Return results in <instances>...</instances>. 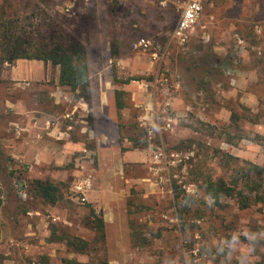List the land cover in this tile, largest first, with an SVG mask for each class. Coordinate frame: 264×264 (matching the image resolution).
<instances>
[{
	"label": "rangeland",
	"instance_id": "1",
	"mask_svg": "<svg viewBox=\"0 0 264 264\" xmlns=\"http://www.w3.org/2000/svg\"><path fill=\"white\" fill-rule=\"evenodd\" d=\"M199 1L201 16L182 40L176 32L189 0H0L1 36L8 29L35 42L61 25L84 43L94 92L125 93L119 141L132 144L122 150L149 158L124 168L121 160L98 164L90 146L88 160L60 150L44 165L26 164L0 144V264H264V202L239 209L223 199L218 208L201 187L224 175L222 155L264 168V0ZM141 40L148 48L135 47ZM37 92L1 79L0 143L17 130L11 104ZM86 175L94 183L80 204L70 188ZM122 176L148 181L125 184ZM20 178L26 201L13 190ZM35 180L56 184L62 200L50 206L39 199ZM121 184L117 206L127 212L128 231H108L102 242L93 229L95 218L104 219L98 195ZM185 201L187 208L179 206ZM53 231L88 242V252L50 242Z\"/></svg>",
	"mask_w": 264,
	"mask_h": 264
},
{
	"label": "crops",
	"instance_id": "2",
	"mask_svg": "<svg viewBox=\"0 0 264 264\" xmlns=\"http://www.w3.org/2000/svg\"><path fill=\"white\" fill-rule=\"evenodd\" d=\"M52 69L50 64L41 61L18 60L8 72L2 73L3 80L23 82L25 87L31 86L39 91L32 94L30 96L32 98L28 101L18 99L17 104H11L13 118L17 121H10L9 124L17 127V130L13 131L14 139L12 136H4L1 137L0 143L3 147H8V153L13 154L23 163L35 161V164L41 165L48 161V157L55 159L61 156L60 150H63L65 156L71 160H88L90 152L87 148L92 146L98 164H101V160H108L107 164L111 162L110 160H121L119 165L124 168L129 165L127 163H144L145 160H149L144 151L122 150L131 146L132 140L124 139L122 143L119 141L121 118L115 108L114 93L94 92L90 76L89 97L86 101L77 99L68 88L58 85V68L53 69L55 74L53 79L49 80V72ZM46 87L47 92H40L41 88ZM108 96L109 104L105 99ZM108 107L111 108L110 114H107ZM74 112L77 114L74 115ZM71 117L75 122L71 123L67 120ZM73 127L76 128L74 132L71 130ZM47 149L50 152L54 151L56 156L44 153ZM74 151H77V156L74 155ZM98 174L101 176L102 173ZM121 179L125 184L148 181L133 176L132 178L122 176ZM120 188V191L112 188V191H109L107 188L105 192L107 195H98L99 205L104 212L106 240L109 239L108 231L125 230V233L128 231L127 212L117 206L125 198L123 184ZM102 196L106 198L102 199ZM123 213L125 220L122 223Z\"/></svg>",
	"mask_w": 264,
	"mask_h": 264
},
{
	"label": "trees",
	"instance_id": "3",
	"mask_svg": "<svg viewBox=\"0 0 264 264\" xmlns=\"http://www.w3.org/2000/svg\"><path fill=\"white\" fill-rule=\"evenodd\" d=\"M3 36V37H2ZM0 35V81L4 64L12 66L18 60L41 61L58 68V85L68 88L77 99L87 100L89 97V70L87 49L83 42L67 31L64 26L53 25L43 30L41 39L30 41L26 36L16 37L12 30ZM110 54L116 58L118 53L111 47ZM129 81L122 82L127 84ZM124 92L115 91V108L118 115L124 109ZM229 142V141H228ZM230 143V142H229ZM221 171L223 176L217 178L207 177L202 180L201 187L205 196L214 207L222 208L223 199L236 202L239 209H248L264 202V168L252 163H240L230 155H222ZM231 172L228 178L225 175ZM36 196L50 206L62 200L60 188L50 181L35 180L32 182ZM179 198V195H176ZM184 200V198H183ZM182 200V201H183ZM179 206L188 207V202H179ZM182 213V211H181ZM94 215V212H93ZM96 217V216H95ZM93 229L104 242L105 224L102 217L95 218ZM50 242H64L66 247L76 254L87 253L90 245L88 242L70 236H57L51 232ZM136 245V240L133 242ZM67 264H82L75 260H68Z\"/></svg>",
	"mask_w": 264,
	"mask_h": 264
},
{
	"label": "built area",
	"instance_id": "4",
	"mask_svg": "<svg viewBox=\"0 0 264 264\" xmlns=\"http://www.w3.org/2000/svg\"><path fill=\"white\" fill-rule=\"evenodd\" d=\"M202 13V6L199 0H189V3L182 12L181 19L178 23L176 37L184 40L187 31L192 28L199 20ZM149 43L141 40L135 47L148 48ZM17 128V127H16ZM93 179L91 175L82 176L75 180L70 188V197L72 200L85 204L88 201V194L92 191ZM13 190L17 196L26 201L27 199V185L23 179H18L13 184ZM3 201V196L0 193V202ZM30 215V214H28Z\"/></svg>",
	"mask_w": 264,
	"mask_h": 264
}]
</instances>
